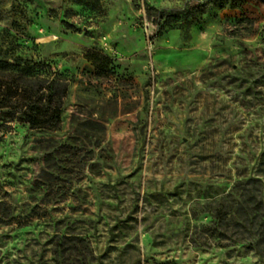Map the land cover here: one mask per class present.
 Masks as SVG:
<instances>
[{"label": "rangeland", "instance_id": "374dc122", "mask_svg": "<svg viewBox=\"0 0 264 264\" xmlns=\"http://www.w3.org/2000/svg\"><path fill=\"white\" fill-rule=\"evenodd\" d=\"M0 59L70 84L0 116V264H264V0H0Z\"/></svg>", "mask_w": 264, "mask_h": 264}, {"label": "trees", "instance_id": "16d2710c", "mask_svg": "<svg viewBox=\"0 0 264 264\" xmlns=\"http://www.w3.org/2000/svg\"><path fill=\"white\" fill-rule=\"evenodd\" d=\"M245 15L248 16L246 12ZM170 16H173L172 21L185 17L182 11ZM12 65L16 64L8 59H0V66ZM33 74V66H27L25 71L11 75L13 78L8 85L4 79H0V116L6 121L16 119L33 127L57 129L62 120L64 99L68 95L70 84L62 78L40 79ZM18 113L21 115L17 117ZM257 190L255 199H260L261 204L262 189Z\"/></svg>", "mask_w": 264, "mask_h": 264}]
</instances>
